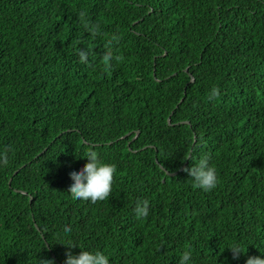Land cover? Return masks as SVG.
Listing matches in <instances>:
<instances>
[{"label": "trees", "instance_id": "obj_1", "mask_svg": "<svg viewBox=\"0 0 264 264\" xmlns=\"http://www.w3.org/2000/svg\"><path fill=\"white\" fill-rule=\"evenodd\" d=\"M3 147L0 264H64L68 240L111 264L264 255V0H0ZM89 148L117 164L96 203L69 193ZM205 153L209 192L187 171Z\"/></svg>", "mask_w": 264, "mask_h": 264}, {"label": "clouds", "instance_id": "obj_2", "mask_svg": "<svg viewBox=\"0 0 264 264\" xmlns=\"http://www.w3.org/2000/svg\"><path fill=\"white\" fill-rule=\"evenodd\" d=\"M98 25L90 27V31L97 32ZM80 59L87 61L89 52L81 50ZM112 58L111 50L105 53V61ZM219 95V89H212V96ZM8 147L0 148V167H7L10 163ZM84 157H87V162L79 169H72L69 175L72 177V183L69 185L70 194L73 198L82 201H103L109 197L112 191L114 174L117 170L115 162H109L103 159L100 154L89 148ZM212 156L205 153L197 158L193 165L187 169L195 186L205 192L215 189L219 182V175L216 166L211 163ZM150 202L147 198L137 199L134 207V212L137 217H146L149 214ZM64 234L73 232L70 224L65 223L61 230ZM68 246L64 264H111L109 254L100 249H92L83 245L77 244L68 240L63 243ZM79 247V252H73L71 249ZM231 250L233 257L238 258L241 253L246 252L244 246L239 241H234L227 246ZM264 253V251H261ZM37 264H53L50 258L40 257ZM179 264H195L193 259V251L191 248H186L179 259ZM245 264H264V255L248 256Z\"/></svg>", "mask_w": 264, "mask_h": 264}, {"label": "water", "instance_id": "obj_3", "mask_svg": "<svg viewBox=\"0 0 264 264\" xmlns=\"http://www.w3.org/2000/svg\"><path fill=\"white\" fill-rule=\"evenodd\" d=\"M160 168L162 169V170H164V172L167 174V175H169V176H173V175H175L176 174V172H174V173H168L163 167H161L160 166Z\"/></svg>", "mask_w": 264, "mask_h": 264}]
</instances>
